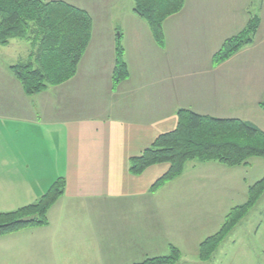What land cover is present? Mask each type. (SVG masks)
Masks as SVG:
<instances>
[{
  "label": "crops",
  "instance_id": "0c3cea01",
  "mask_svg": "<svg viewBox=\"0 0 264 264\" xmlns=\"http://www.w3.org/2000/svg\"><path fill=\"white\" fill-rule=\"evenodd\" d=\"M115 2L108 53L91 36L75 76L61 85L26 96L9 72L15 64L0 55V213L36 203L64 180L47 226L0 237V264H114L105 257L111 254L135 264L148 257L133 262L125 252L146 242L145 229L163 233L165 250L191 244L198 254L199 244L217 231L211 191L217 184L232 186L217 171L227 167L187 162L178 178L151 193L169 165L134 176L129 159L173 131L180 110L250 122L264 132V0H185L163 22V48L133 13L132 0ZM252 17L259 19L252 44L213 67L223 42ZM118 38L128 77L114 86ZM92 49L108 55H88ZM123 235V243L115 244L112 236Z\"/></svg>",
  "mask_w": 264,
  "mask_h": 264
},
{
  "label": "trees",
  "instance_id": "16d2710c",
  "mask_svg": "<svg viewBox=\"0 0 264 264\" xmlns=\"http://www.w3.org/2000/svg\"><path fill=\"white\" fill-rule=\"evenodd\" d=\"M185 0H132L133 13L147 24L158 47L164 46L163 22L177 14ZM259 19L252 17L239 34L225 40L212 58L217 67L251 45ZM92 21L84 11L62 1L0 0V47L11 40H29L26 61L9 67L26 96L72 79L90 42ZM120 39L115 44L114 86L128 77ZM264 109V105L261 104ZM173 131L158 136L150 147L129 159L128 171L140 175L148 167L168 164L167 172L150 187L154 193L178 178L190 161L216 163L227 168L247 166L248 160L264 159V132L254 124L237 119H217L180 110ZM64 180L58 179L40 199L11 213H0V237L24 229L47 226V212L63 194ZM264 193V177L248 187L244 204L225 215L220 230L199 244L198 258H211L227 235L254 207ZM168 256L147 258L135 264H174L179 250L170 247Z\"/></svg>",
  "mask_w": 264,
  "mask_h": 264
},
{
  "label": "rangeland",
  "instance_id": "374dc122",
  "mask_svg": "<svg viewBox=\"0 0 264 264\" xmlns=\"http://www.w3.org/2000/svg\"><path fill=\"white\" fill-rule=\"evenodd\" d=\"M44 1L47 2L54 0ZM115 1L116 0H105V2H103V0L67 1L73 6L85 8L89 11V14H91V17L93 18V21L91 20L93 29V32L91 31V36H93L95 40L94 45L100 46L102 43L103 49L107 53L108 51L105 49V46L108 45L109 30L112 25L115 24V19L117 17V13L113 11H116L117 7ZM249 12H251V10H249ZM1 48L0 55H9V57L6 56L3 60L8 64H17L20 62L19 60H25V55L30 54L31 43L29 40H13L12 42L9 41L7 46ZM107 53H103V51L98 53V50L94 51L92 49L88 55H108ZM14 58L17 59L12 60ZM9 60L11 63H9ZM260 60L264 63V55H262ZM260 126H262V124H260ZM219 170L225 172V174L221 176L230 179L232 181V186L225 188L223 184L221 186L217 184L214 191H211L210 189L211 192H216L214 210L217 211V220L215 219V227L217 228V231H215L213 235L220 230V227L223 224V222L220 223V213L223 208H229L226 212L227 215L232 208L244 204L247 200L248 187L264 177V159L253 158L248 160V164L245 167H235L232 170H228V168L217 169V171ZM219 179L220 177L218 176L216 179L217 182ZM227 194L228 199L227 202L224 203V197L227 196ZM204 234L200 235L199 233L198 237H202ZM144 235L145 236L142 240H146V242H144L142 246L137 245V248L125 252L133 262L138 260L137 258H140L142 255H146L148 258H156L168 256L171 253L170 247L168 250H165V245L161 244L163 233L161 235L158 230L150 233L149 231L146 232L145 229ZM123 236L124 237L112 236L114 238V243L116 244L118 240L119 244H122L128 235ZM149 242H151V245H149ZM179 253L180 259L174 264H264V193L254 207L248 211L246 216L227 235L209 260L204 262L200 261L197 249L195 250L191 244H188L185 249L179 251ZM105 257L114 264H124V262L127 261L125 260L122 261V263H119L121 260H117V258L115 259L116 256L113 254H111V256L106 255Z\"/></svg>",
  "mask_w": 264,
  "mask_h": 264
}]
</instances>
